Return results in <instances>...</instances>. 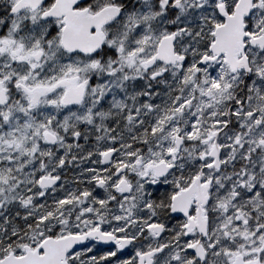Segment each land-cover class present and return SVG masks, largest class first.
I'll list each match as a JSON object with an SVG mask.
<instances>
[{
	"label": "snow or ice",
	"instance_id": "6c2138e0",
	"mask_svg": "<svg viewBox=\"0 0 264 264\" xmlns=\"http://www.w3.org/2000/svg\"><path fill=\"white\" fill-rule=\"evenodd\" d=\"M0 264H264V0H0Z\"/></svg>",
	"mask_w": 264,
	"mask_h": 264
}]
</instances>
